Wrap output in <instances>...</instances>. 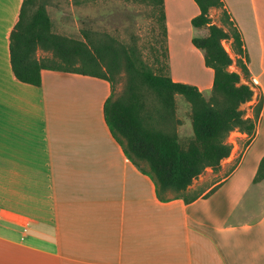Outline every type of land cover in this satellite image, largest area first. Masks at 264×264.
<instances>
[{"label": "crops", "instance_id": "obj_1", "mask_svg": "<svg viewBox=\"0 0 264 264\" xmlns=\"http://www.w3.org/2000/svg\"><path fill=\"white\" fill-rule=\"evenodd\" d=\"M223 2L242 35L240 80L254 91L246 116L262 98L255 134L245 145L232 131L209 182L201 174L182 197L160 200L108 129L107 80L49 69L39 86L15 77L9 36L22 0H0V264H264V178L253 181L264 155V0ZM163 5L172 79L204 90L205 64L208 81L172 70L183 47L197 56L198 6Z\"/></svg>", "mask_w": 264, "mask_h": 264}, {"label": "trees", "instance_id": "obj_2", "mask_svg": "<svg viewBox=\"0 0 264 264\" xmlns=\"http://www.w3.org/2000/svg\"><path fill=\"white\" fill-rule=\"evenodd\" d=\"M158 7L163 34L166 35L163 0H135ZM199 13L191 19L195 28L205 27L204 36H194L192 45L203 52L205 66L213 71L208 97L194 84L174 81L147 64L134 46H128L108 34H84L74 39L55 33L44 3L22 0L18 19L9 36V54L15 77L25 83L41 85L43 69L78 73L105 79L111 93L103 105L108 129L125 155L142 172L151 176L160 200L182 197L192 182L210 167L216 171L221 160L229 156L230 132L247 134V145L255 134L262 98L253 107V116H246L242 104L249 102L254 91L241 75L248 78L243 40L223 0H194ZM211 9H221L220 23H214ZM231 39L233 59L221 44ZM50 52L39 56L38 51ZM167 48L163 50L166 54ZM240 72L231 70L232 64ZM124 74V87L115 95L117 75ZM150 88L155 101L146 105L143 91ZM190 104L192 136L183 146L177 127L175 95ZM264 178V155L253 181ZM185 201H189L185 197Z\"/></svg>", "mask_w": 264, "mask_h": 264}, {"label": "rangeland", "instance_id": "obj_3", "mask_svg": "<svg viewBox=\"0 0 264 264\" xmlns=\"http://www.w3.org/2000/svg\"><path fill=\"white\" fill-rule=\"evenodd\" d=\"M44 3L48 15L52 21V29L55 33L68 36L74 39H84V34L90 36L94 34H108L113 36L121 43L128 46H134L140 52L144 61L149 64L155 71H159L161 66L171 76L169 65V54L167 48V35L163 34L162 24L159 19L158 7L149 5L135 0H39ZM218 13L210 10V17L214 23H220L221 9H217ZM191 28H193L191 26ZM194 29V28H193ZM203 32L207 33V29L203 27ZM231 39L222 40L221 44L224 49L234 59L235 55L230 47ZM181 47H183L181 45ZM192 45L190 44V48ZM167 48L165 56L163 50ZM193 48V47H192ZM197 56H193L183 47L177 54V59L173 58V72L177 75H183V78L193 77L210 79L212 71L208 69L205 72L203 53L200 49L195 48ZM39 56H50V52L38 51ZM201 56V57H199ZM180 61V62H179ZM235 64L230 66L231 70H235ZM205 68V69H204ZM179 71V72H178ZM118 78L115 84V95H119L124 87V74L116 76ZM190 84L194 82L189 81ZM212 84V83H211ZM196 85V84H195ZM204 85V84H202ZM83 91L89 89L86 85H80ZM211 85L201 90L205 97L210 94ZM144 102L146 105L155 101L156 94L150 89L145 88L143 91ZM245 112L247 105L241 106ZM175 114L180 120L177 127L179 141L185 146L192 136L191 120H190V104L181 96L175 95ZM235 137L232 132L228 135V140ZM243 147V144H241ZM207 168L203 176V182H209L212 174ZM212 178H215L212 177ZM203 184V183H202ZM202 184H198L197 187ZM193 190V189H192Z\"/></svg>", "mask_w": 264, "mask_h": 264}]
</instances>
